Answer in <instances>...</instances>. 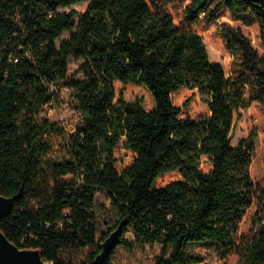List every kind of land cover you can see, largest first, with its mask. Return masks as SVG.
Segmentation results:
<instances>
[{"label": "trees", "instance_id": "trees-1", "mask_svg": "<svg viewBox=\"0 0 264 264\" xmlns=\"http://www.w3.org/2000/svg\"><path fill=\"white\" fill-rule=\"evenodd\" d=\"M81 2L77 22L75 10H58ZM168 2L0 0V194L20 192L0 228L47 262L74 264L60 251L96 245L95 193L104 190L119 214L99 238L119 228L107 264L117 246L130 245L129 230L135 242L159 245L154 264L199 263L203 255L187 247L205 241L264 264V217L249 240L237 236L254 196L253 139L231 142L234 114L264 104V0H189L185 26ZM223 9L257 24L262 46L221 26L225 48L239 56L235 80L192 28ZM71 60L81 61V78L67 74ZM62 88L80 118L70 135L42 114L61 103ZM183 88L196 89L207 111L183 115L172 99Z\"/></svg>", "mask_w": 264, "mask_h": 264}, {"label": "rangeland", "instance_id": "rangeland-1", "mask_svg": "<svg viewBox=\"0 0 264 264\" xmlns=\"http://www.w3.org/2000/svg\"><path fill=\"white\" fill-rule=\"evenodd\" d=\"M165 0H150L155 4ZM165 5L172 15L173 21L179 26H185L182 20V10L189 0H169ZM86 2L76 3L70 7L59 8L60 11L77 12L74 21L77 22L78 15L84 11ZM230 25L239 28L241 32L250 41L252 47L262 51L259 40V29L257 24H244L241 21H235L230 18L226 10H221L214 21L208 22L202 18L197 24L192 25L203 39L206 46L208 57L211 61L220 63L225 71L226 79L235 80L240 71V60L237 53L228 51L220 36L222 25ZM68 31L62 33L61 38L67 36ZM81 61L71 60L68 63L67 74L72 78H81V73L76 69ZM61 103L57 105H48L43 107L42 114L46 115L50 121L59 128L65 130L70 135L80 125V118L73 109L71 102L72 96L69 89L62 88L60 91ZM173 102L182 106V114L195 116L206 112V105L202 102L200 94L196 89L183 88L172 95ZM186 103V105H183ZM68 137V136H67ZM253 139L254 150L250 164V174L254 183V196L252 204L246 209L245 214L239 224L238 238L240 241L249 240L256 229L263 221L264 206L260 200V193L264 189V104L252 101L245 108H240L233 119L231 130V142L233 145L244 139ZM55 154L62 155L60 144H56ZM175 178V174H168L158 179V184H163ZM94 214L96 220V245L81 249L61 250L59 256L65 261L74 264L82 263L88 255L96 249L101 243L99 238L102 233L112 227L118 219V210L112 205L111 200L104 190H98L95 193ZM126 237L130 241L128 246H117L115 253L111 258V264H154L156 257L160 252L157 244H145L135 242L133 234L129 230ZM195 253L203 255V261L193 264H249L245 262L238 254H223L222 248L215 242L205 241L192 243L188 247ZM50 263V262H49ZM52 264V263H50Z\"/></svg>", "mask_w": 264, "mask_h": 264}, {"label": "water", "instance_id": "water-1", "mask_svg": "<svg viewBox=\"0 0 264 264\" xmlns=\"http://www.w3.org/2000/svg\"><path fill=\"white\" fill-rule=\"evenodd\" d=\"M20 192L5 196L0 194V220L11 213ZM119 228L112 230L100 243V251L95 255L92 264H107L110 249L116 242ZM0 264H50L42 257L39 248L20 247L10 241L0 228Z\"/></svg>", "mask_w": 264, "mask_h": 264}]
</instances>
